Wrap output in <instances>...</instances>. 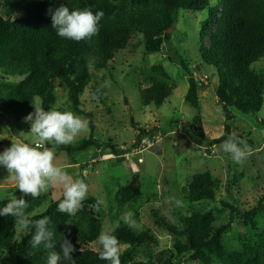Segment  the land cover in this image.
<instances>
[{
	"label": "trees",
	"instance_id": "trees-1",
	"mask_svg": "<svg viewBox=\"0 0 264 264\" xmlns=\"http://www.w3.org/2000/svg\"><path fill=\"white\" fill-rule=\"evenodd\" d=\"M61 5L70 11L85 8H90L93 13L103 11L99 33L79 42L59 37L51 26L49 10L54 11ZM205 9H209V15L200 30L199 52L202 62L216 70L218 103L224 110L234 108L246 114L259 112L264 104V75L253 70L252 65L264 58V0H219L211 9L209 0H0V70L6 77H23L15 84L0 83V115L21 121L33 112L36 98L41 100L45 111L55 108L58 101L55 83L58 81L67 92L71 112L86 116L91 134L78 145L49 143L48 147L70 153L91 145L101 150V143L94 138V116L82 108L81 100L86 89L91 88L98 102L111 112L106 88L100 87L104 78L99 82L94 72L107 69L116 53L127 48L134 33L143 36L146 53L161 52L164 43H171V34L167 30L174 28L181 10ZM13 12L17 15L13 16ZM178 63L189 76L185 100L197 112L188 131L207 146L209 152L232 134L231 126L225 125L220 138H207L201 120L199 84L179 56ZM139 75L146 84L139 88L144 106L154 104L159 107L172 95L174 87L162 65L143 68ZM141 133L147 134L144 129ZM140 135L136 144L143 138ZM236 136L246 140L250 147L257 145L248 137ZM107 146L111 147L110 144ZM220 188V182L210 172L197 173L188 186L187 200L215 202ZM121 192V202H136L142 194L139 178L134 176ZM23 198L28 201L26 213L30 216L42 204L50 202L45 212L33 215L31 219L51 218L48 228L54 233L56 247L45 249L41 245L32 249L29 241L35 231L33 228L16 245V264H47L48 253L60 252L64 238L77 250L72 253V261L61 259L60 264H110L99 259V249L90 248L102 231L101 218L92 207L97 204L94 198L87 196L83 203L89 209L81 208L75 215L58 211V203L63 197L54 201L50 200L49 193H43L36 199ZM9 201L0 199V209ZM222 207L229 209L231 218L242 219L246 227L254 226L256 217L264 210V196L256 207L243 212L230 202H222ZM154 217L175 236L173 248L166 256L150 255L148 260H136L133 248L156 246L158 239L150 229L137 230L122 223L111 233L118 238L119 244L131 248L120 253L121 264H180L177 255H188L189 260L200 264H215V259L220 264H264L262 236L258 237L259 243L250 242L241 251L228 253L223 237L230 231L231 222L218 223L210 211L181 216L178 224L169 223L157 212ZM16 236L14 218L0 216V264H5L4 254L12 248Z\"/></svg>",
	"mask_w": 264,
	"mask_h": 264
},
{
	"label": "rangeland",
	"instance_id": "rangeland-1",
	"mask_svg": "<svg viewBox=\"0 0 264 264\" xmlns=\"http://www.w3.org/2000/svg\"><path fill=\"white\" fill-rule=\"evenodd\" d=\"M209 2L211 9L219 0ZM3 7L5 9V4ZM208 15L209 9L181 10L177 23L169 32L171 43H164L158 53H146L143 36L134 33L127 48L116 53L107 69L94 72L99 82L102 78L104 83L108 82L105 88L111 112L98 102L91 88L86 89L81 98L82 108L94 116V138L101 143V150L95 145L71 153L51 148L56 155L55 163L74 179L87 184L88 197L102 201L98 210L93 208L101 218L102 230L113 233L123 223L122 213L131 210L138 225L135 229L153 232L158 244L133 248L136 260H148L150 255L166 256L175 243V236L156 222L154 212L173 224H178L181 216L206 211L212 212L218 223L231 222L230 231L223 237L228 253L241 251L250 242L259 243V235L264 239V210L256 217L254 226L246 227L242 219L231 218L229 209L222 207V202H230L243 212L256 207L264 196V104L259 112L246 114L234 108L224 110L218 103L216 70L202 62L199 52L200 30ZM178 56L199 84L197 93L207 138H220L225 125L230 124L232 134L243 135L257 143L251 147L252 154L243 164L235 163L229 154L220 151L221 143L207 152V146L190 135L188 129L197 112L185 100L189 76L178 63ZM154 65L165 68L174 87L172 95L159 107L154 104L144 106L139 90L146 85L141 81L140 70ZM252 69L264 75V58L254 63ZM21 79L23 77H6L0 70V83L15 84ZM55 86L58 95L55 109L71 111L66 90L58 81ZM34 106L41 107L39 98L34 101L33 112ZM76 115L87 119L85 115ZM143 129L147 134L141 133ZM29 130L30 123L0 115V152L12 142L30 143ZM90 134L88 127V131L77 136L70 145L82 143ZM139 134L143 138L136 144ZM108 144L111 147L108 148ZM203 172H210L221 184L216 201L189 202L188 186L195 174ZM134 176L139 178L142 194L136 202H121V191ZM46 193L54 201L63 197L59 187H52ZM13 195L16 198L23 196L16 189L15 181L8 177L6 168L0 166V199H11ZM176 200L181 202L179 206ZM49 203L42 204L31 216L45 212ZM86 207L83 203L82 208ZM24 236L17 228L16 240L4 254L5 264H16V245ZM90 248L97 251L99 245L95 242ZM127 249L131 248L120 244V253ZM177 258L181 260L180 264H200L189 260L188 255H177ZM215 264L220 263L215 259Z\"/></svg>",
	"mask_w": 264,
	"mask_h": 264
},
{
	"label": "clouds",
	"instance_id": "clouds-1",
	"mask_svg": "<svg viewBox=\"0 0 264 264\" xmlns=\"http://www.w3.org/2000/svg\"><path fill=\"white\" fill-rule=\"evenodd\" d=\"M49 11L51 26L57 35L77 42L97 35L99 22L104 15L103 11L93 13L90 8L70 11L64 5ZM107 86L106 81L100 87ZM34 109V112L23 118L25 123H30L31 142H12L10 147L0 152V166L6 168L8 177L15 181L16 189L23 196L30 195L36 199L50 188L59 187L63 199L58 203V211L73 215L83 207V202L87 199L88 186L83 180L74 179L63 167L55 163V152L48 144L52 143L55 146L72 144L77 136L88 131L89 121L71 111L61 112L55 108L45 111L39 106H34ZM219 150L229 154L237 164H243L253 151L246 140L235 134H229L219 145ZM23 196L18 199L13 195L0 209V216H12L18 230L24 235L35 229L29 241L32 249L41 245L45 249H54L56 247L53 243L54 233L48 228L51 218L44 216L37 220L31 219L26 213L28 201ZM175 202L178 206L181 204L179 200ZM100 203L102 201H98L92 207L98 210ZM133 216L134 213L128 210L122 213L120 219L128 227L135 229L138 225ZM97 244L100 246L98 251L100 260L109 261L110 264H121L120 244L115 235L102 230L97 238ZM76 250L75 246L64 238L60 252L48 253L47 264H60L61 259L72 261V253Z\"/></svg>",
	"mask_w": 264,
	"mask_h": 264
},
{
	"label": "water",
	"instance_id": "water-1",
	"mask_svg": "<svg viewBox=\"0 0 264 264\" xmlns=\"http://www.w3.org/2000/svg\"><path fill=\"white\" fill-rule=\"evenodd\" d=\"M173 30V28H171V29H169V30H167V32L169 33L170 31H172Z\"/></svg>",
	"mask_w": 264,
	"mask_h": 264
}]
</instances>
